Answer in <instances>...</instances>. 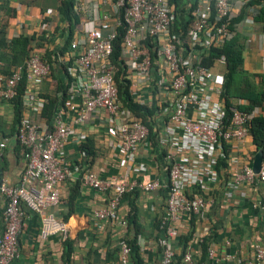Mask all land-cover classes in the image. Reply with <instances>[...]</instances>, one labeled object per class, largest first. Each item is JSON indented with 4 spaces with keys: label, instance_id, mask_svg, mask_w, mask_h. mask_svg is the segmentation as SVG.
<instances>
[{
    "label": "built area",
    "instance_id": "2783aa9c",
    "mask_svg": "<svg viewBox=\"0 0 264 264\" xmlns=\"http://www.w3.org/2000/svg\"><path fill=\"white\" fill-rule=\"evenodd\" d=\"M235 3V0H198V7L193 12L194 22L183 36L172 33L173 13L169 0H77L74 9L80 15V21L73 28L70 51L58 57V61L67 64L71 59L69 52L73 56L68 68L71 81L65 108L75 113L78 124L85 123L99 111L106 112L119 139L122 162L133 163L138 148L150 144V141L148 128L118 98L111 56L118 28L124 26L121 59L131 81V95L134 98L139 87H146L152 99L158 97L157 120L165 121L158 141L162 147L173 150L165 158L167 197L163 220L167 225L158 240L162 250L161 264H172L174 259L172 246L178 233L172 222L180 214H199L212 202L213 199L204 198L201 191L207 183L218 182V160L226 157L223 146L241 143L249 135L252 118L261 114L260 108L251 112L230 108L227 116L220 100L223 76L216 70L224 69L225 58L216 59L212 68L201 63L203 51L219 47L235 35L236 25L229 29V24L247 0H240L236 7ZM256 11L253 9L251 15ZM45 16L50 19L36 26L35 23L40 22L37 13L34 18H16L15 26L19 33H14L13 37L34 29L36 33L53 37L54 45H58L62 42V29L60 32L56 30L58 24L52 17L55 11L48 10ZM53 46L48 47L52 49ZM262 65L264 69V58ZM50 69V64L34 51L23 66L13 67L7 76L0 75V105H11L25 80L27 85L22 94V104L26 109L35 110L38 94L35 85L50 77ZM135 98L140 104L146 103ZM77 100L80 106L76 104ZM62 116L61 109L57 110L51 126L45 121L34 123L25 116L18 124L14 140L22 147L25 165L18 185H0V194L5 199L0 264H12L17 255L23 218L20 203L37 212L56 204L59 196L57 187L73 173L81 176L83 185L110 194L105 207L94 213L101 221L116 219L125 194L136 189L147 192L161 188L157 180L130 179L127 174L120 178L100 179L93 172L84 171L80 163L70 165L65 162L61 150L73 132ZM7 144V137L0 139V161ZM145 170L143 164L136 168L138 173ZM241 177L228 183L226 197L231 196L230 191H239L241 180L264 183V161L258 173L253 172L251 164H246ZM37 181L41 182V187L30 188ZM121 224L126 226V221ZM208 254L212 256L213 252L210 250ZM129 258L130 247L124 237L119 242L120 263L129 264ZM225 258L235 259L236 264H264V248L255 245L249 258L229 254ZM191 259V254L186 252L183 263L191 264Z\"/></svg>",
    "mask_w": 264,
    "mask_h": 264
},
{
    "label": "crops",
    "instance_id": "0c3cea01",
    "mask_svg": "<svg viewBox=\"0 0 264 264\" xmlns=\"http://www.w3.org/2000/svg\"><path fill=\"white\" fill-rule=\"evenodd\" d=\"M235 1L236 7L240 0ZM14 7H17V18L21 20L28 16L33 17L36 13L34 8L25 5L16 4ZM256 8L253 6L246 9L244 19L236 24L235 29L245 40L244 69L254 74H264V31L262 25L254 22L251 15ZM32 30H27L26 33ZM14 33H19V30L15 22H11L7 27V37H13ZM216 70L222 72L223 76L224 69ZM55 85L56 82L51 77L35 85L38 92L36 108L29 110L22 104L21 118L28 117L34 123L44 121L41 112L46 102L45 95L52 94ZM133 88L135 89L134 86ZM135 97L146 103L158 98L152 99L149 88L146 87H139ZM76 104L81 105L78 100ZM60 109L64 122L73 132L61 150L65 162L70 165L80 163L86 168L81 146L88 144L93 151L88 168L100 179L120 178L127 174L130 179L157 180L161 188L147 192L136 189L125 194L118 207L116 219L101 221L94 213L105 207L110 194L83 185L79 174L73 173L57 187L59 196L56 204L37 212L25 203H20L23 213L22 228L18 235L17 255L12 264H121L119 242L134 234L142 264H161L162 250L158 240L163 235L165 224L167 225L163 220L167 197L165 158L173 150L162 147L160 143L157 148L144 144L138 148L134 162L124 164L118 149V136L106 112L99 111L85 123L78 124L75 113L66 108ZM13 116L12 104L0 105V139L8 138L3 160L0 161V184L16 186L20 181L25 160L14 140L16 131L13 135L9 134ZM163 122L165 121L159 120V136L164 131ZM228 147L227 167L218 172V182L207 183L201 191L202 196L213 199L212 202L199 214H180L172 222L178 233L172 246L174 259L182 258V264L186 252L191 254V264H236L235 259H226V255L249 258L253 255L255 245L264 248V183H247L241 180L239 191H230L231 196H225L228 183H233L236 177L240 180L243 167L248 163L252 165L257 153L255 146L248 135L241 143ZM175 157L178 158V154ZM140 164L146 170L138 173L136 168ZM40 187L41 182L37 181L30 188ZM4 210L5 199L0 194V232L4 227ZM130 216H134V219L127 223ZM122 221H126V226L121 224ZM190 235L184 246L180 239ZM66 242L71 243L69 247ZM204 242L207 244V251L203 256L201 245ZM210 250L213 252L212 256L208 254ZM129 264H133L131 260Z\"/></svg>",
    "mask_w": 264,
    "mask_h": 264
},
{
    "label": "trees",
    "instance_id": "16d2710c",
    "mask_svg": "<svg viewBox=\"0 0 264 264\" xmlns=\"http://www.w3.org/2000/svg\"><path fill=\"white\" fill-rule=\"evenodd\" d=\"M77 0H0V75H9L11 69L16 66H23L32 52L36 51L42 55L43 60L51 66L50 77L56 82L55 90L52 94L45 95L46 102L43 106L41 117L46 124L51 126L52 118L57 110L65 108L66 95L68 86L71 81L69 67L73 62L71 52L70 62L63 64L58 61V57L63 56L70 51V43L73 36V28L80 21V15L75 12V4ZM25 5L32 7L40 17V22L49 20V16H45L48 10L55 11V16H52L57 21V31L62 29V38L58 45H54V38L47 34H39L36 31H31L28 34L22 33L16 37H7V27L11 22H15L17 18V10L14 5ZM173 13L172 33H178L183 36L191 24L194 22L193 12L198 7V0H169ZM257 7V11L253 15V20L262 25L264 31V0L248 1L240 13L230 22L229 29H234V26L241 22L246 12L245 10L251 7ZM43 16V17H42ZM213 18V14H212ZM124 26L118 28L117 38L113 41V53L111 56L112 63L115 67V82L118 90V98L122 105L129 109L149 130V141L152 148L159 146L158 132L159 121L157 113L159 108L157 101L151 103L140 104L135 101L130 92L131 81L127 78V70L124 61L121 59V43L123 38ZM53 36V34H50ZM244 38L235 33L230 39L224 41L219 47H212L209 50L202 52V64L207 68H212L215 65V60L224 56L225 65L223 73L222 90L220 100L223 102L227 116L230 114V108H236L239 111L251 112L255 108H260L261 114L255 115L249 124V135L252 138L255 146V152L259 150L263 153L264 161V74H254L244 69L243 52L245 48ZM54 45L52 49L48 46ZM27 83L23 80L17 91L15 99L12 101L14 108V116L10 126L9 134L17 130L21 120L23 111L22 94L25 91ZM0 127V131H1ZM17 148L22 152V147L16 143ZM226 157L218 160L217 171L221 168H226L227 153L229 147L223 146ZM84 152V171H90L89 164L93 157V151L88 144L81 146ZM80 176V175H79ZM81 180V176H80ZM135 211L133 204L131 205ZM134 216L129 217L127 223H131ZM190 236H185L180 241L186 246ZM130 247V260L133 264H142L139 253V247L136 243L135 234L127 238ZM71 243L66 242L69 247ZM202 254L207 251V244L204 242L201 245ZM184 256V255H183ZM172 264H182V258L174 259Z\"/></svg>",
    "mask_w": 264,
    "mask_h": 264
},
{
    "label": "water",
    "instance_id": "95a60500",
    "mask_svg": "<svg viewBox=\"0 0 264 264\" xmlns=\"http://www.w3.org/2000/svg\"><path fill=\"white\" fill-rule=\"evenodd\" d=\"M263 161V153L261 150H259L253 159V163H252V170L254 173H258L261 167ZM1 185V184H0Z\"/></svg>",
    "mask_w": 264,
    "mask_h": 264
},
{
    "label": "rangeland",
    "instance_id": "374dc122",
    "mask_svg": "<svg viewBox=\"0 0 264 264\" xmlns=\"http://www.w3.org/2000/svg\"><path fill=\"white\" fill-rule=\"evenodd\" d=\"M26 1H31V0H26Z\"/></svg>",
    "mask_w": 264,
    "mask_h": 264
}]
</instances>
